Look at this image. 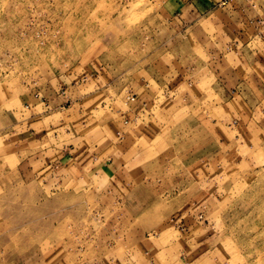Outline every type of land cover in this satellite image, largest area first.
I'll return each mask as SVG.
<instances>
[{"label": "rangeland", "instance_id": "374dc122", "mask_svg": "<svg viewBox=\"0 0 264 264\" xmlns=\"http://www.w3.org/2000/svg\"><path fill=\"white\" fill-rule=\"evenodd\" d=\"M0 264H264V0H0Z\"/></svg>", "mask_w": 264, "mask_h": 264}, {"label": "crops", "instance_id": "0c3cea01", "mask_svg": "<svg viewBox=\"0 0 264 264\" xmlns=\"http://www.w3.org/2000/svg\"><path fill=\"white\" fill-rule=\"evenodd\" d=\"M108 161H109V160H108ZM106 164H107V163H106ZM106 164L103 163L102 165H104V167L106 168V167H107ZM110 166H111V164H110ZM105 168H103V169L106 170Z\"/></svg>", "mask_w": 264, "mask_h": 264}]
</instances>
